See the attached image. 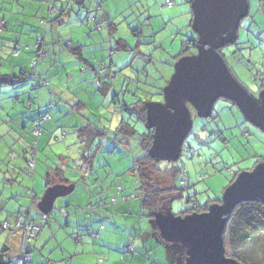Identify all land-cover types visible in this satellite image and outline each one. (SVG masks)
Segmentation results:
<instances>
[{
	"label": "rangeland",
	"instance_id": "1",
	"mask_svg": "<svg viewBox=\"0 0 264 264\" xmlns=\"http://www.w3.org/2000/svg\"><path fill=\"white\" fill-rule=\"evenodd\" d=\"M86 1L91 2L88 15L97 17L96 20L93 18L86 20L85 16L83 17L85 21L83 20L84 23L80 27L70 29L67 25L65 30L62 27L64 35L61 37L60 44L55 42L56 34L52 32L46 19L41 24L35 16L22 15L19 18L22 22L30 24L35 21V25L39 27L37 32L31 29V40L27 37V26L24 30L20 29L23 28L22 25L17 28L20 32H24L22 36H19L28 39L31 44L36 42L34 38L40 34L53 39L54 42L44 43L42 46L41 52L46 53L45 56H42L40 52L36 53L35 49H32L35 55L29 56V52L26 51L28 47L25 48V45L21 43L20 48L23 52L16 60L11 58L9 50H4L3 46L0 48V73L18 72L16 61L28 56L29 59L21 68L32 72L36 69L38 61V69H41L44 62L46 70L53 72H50L45 80L47 82L55 80L50 82L48 89L55 85V89L60 90L59 83H66L68 73L79 76L84 73L83 68H86L85 64L80 67L75 57L62 50L70 32L74 37L73 40L79 39L85 44H91L86 47L89 48L87 56L92 58L91 62L96 67V71L103 72L107 69V65L109 66V61L112 62L113 68H108L110 72L108 74L112 75L117 93L116 95L112 92L108 93L103 104L99 101L98 94L94 96L90 93L92 86L88 85L87 95L84 93L85 90L72 86L73 89L70 91L77 92L88 102L91 114L86 109L77 113L71 110L69 105L67 108L70 114L67 115L49 110L50 114L48 112L47 114L51 119L41 122V131L38 136L33 134V125L28 123L27 132L18 131L26 140L16 141L14 127L18 123L17 121L7 123L14 120L16 116L26 120L28 113L33 112L31 109L37 112L35 91L41 89V92L47 89L41 84V80L46 76L44 74L40 76L44 78L38 79L39 87L34 90H30V84L33 82L14 85L13 87L21 92L18 100L8 97L6 91H9L10 87H0L3 92L0 93V226L5 221L12 224L15 212L27 211L30 206L27 190L32 189L37 196H41L46 189L44 179L46 169L62 163L60 154L70 156L68 147L64 143L65 136H62L63 131L68 134V138L74 139V135L71 134L72 124L75 125L73 120L81 125L89 121L105 130L102 142L100 138L95 137L90 146H81V153L85 149L84 157L81 159L71 157L68 164L62 165L67 177L75 182V188L70 193L55 199L53 209L47 214L46 224L42 226L43 232L39 240L31 242V254L40 256L39 248L50 230L53 237L42 252L57 258V264H184L181 259L184 246L179 242H166L160 238L152 219L144 212L139 215L140 199L131 197L128 201H123V198L116 194L119 186L123 189L122 192L124 188L127 190L126 194L134 193L133 182L136 177L128 169L132 166L134 158L142 155L144 151L136 136L125 139L122 145L115 142L114 129L121 118L134 125L138 132L145 128V124L135 122L134 117L129 116L126 111L118 110L119 104L132 103L139 99L145 100V98L149 101L163 102L162 94L156 92L158 88L163 89L173 73V65L176 61L174 55L180 51L181 45L189 38L196 37L188 25L189 15L186 11L190 9L189 4L186 0H173L172 6H164L165 0ZM46 4L43 18L49 14L53 15L49 12L48 2ZM248 4L249 13L241 20L237 31V44L222 48L221 54L235 79L252 94L258 90L264 78V8L260 6L259 0H249ZM164 9H168L167 12L172 14H166L163 17L162 10ZM81 16L84 15L81 14ZM99 18H102L104 22L97 26L95 22ZM111 22L115 25V29L110 38L109 29L105 24ZM87 31L91 36H85ZM35 35L38 36L34 37ZM118 38L125 40L130 47L119 53L111 52L110 47ZM0 44H2V39H0ZM58 50L61 53L58 57L63 65H59V61L54 60V54H56L54 51L58 52ZM148 55L152 58L151 63H146ZM104 56H106L105 59H103ZM131 61L133 63L131 68L136 72L127 68L113 74L115 70L128 65ZM141 70L144 74L139 76L141 82L138 84L133 80L138 77V72ZM89 72L94 71L89 70ZM126 77L133 78V80L130 78L126 80ZM144 79L147 80L144 81L147 82L145 84ZM145 91L149 92V95ZM152 92L156 94H151ZM28 97L31 98V108L27 107ZM48 97V94L44 95L42 101H47ZM110 100H114V104H110ZM108 106L111 107L108 108ZM41 112L45 111L42 109ZM190 118L191 128L183 141L179 159L175 162L158 161L159 167L174 165L185 170L186 184L183 185L179 179L176 181L177 185L183 188V196L171 202L166 210L168 214L176 215L192 207L194 201L197 205H203L209 200H220L224 189L231 183L230 180L236 173L249 171L253 169L256 159H264V133L246 121L239 109L228 100L217 99L213 104L211 117L200 118L194 110H191ZM54 136L57 138L55 139ZM116 138L120 139L121 134ZM35 141L37 142L35 168L31 171L23 159L22 152L24 147L32 145ZM73 141L75 144L70 146V154H73L80 144L77 139ZM98 143H100V148L97 149ZM114 146V155L110 156L112 153L108 154V152L113 151ZM25 156L29 158L28 154ZM30 173L33 174L32 179ZM80 175L81 180L79 181ZM9 178L11 181L8 180ZM172 181L171 172L165 174L164 177L158 176L154 180L162 187L171 185ZM108 194L110 197H106L105 200H110L111 204L107 207H110L112 215H101L100 218L99 215L91 214L87 206L90 203L94 206L99 198ZM112 194L114 195L111 196ZM188 196H191V201H187ZM112 198H115L116 203L111 202ZM123 203L125 205L120 206ZM126 203L131 205L129 207L134 213L129 214L130 210ZM207 203L212 205L218 202L209 201ZM65 210L69 212L75 210L81 213V216H78L81 218V229L76 231V233L81 232V242L72 238L75 228L69 231V227H66ZM29 212L31 217L36 213L34 210ZM73 216V214L69 215L68 218ZM82 217L87 220L86 223ZM92 221H96V225L93 226ZM86 225L90 231L94 230L93 235H90V231L89 234L86 233ZM133 234L141 235L145 240L144 244H140L141 239L140 241L139 239L129 241ZM7 237L8 230H0V247L7 242ZM14 242V246L17 247L15 237ZM130 242L135 247L133 251L127 248ZM34 245L39 248L34 249ZM10 264H16V262L12 261Z\"/></svg>",
	"mask_w": 264,
	"mask_h": 264
},
{
	"label": "water",
	"instance_id": "2",
	"mask_svg": "<svg viewBox=\"0 0 264 264\" xmlns=\"http://www.w3.org/2000/svg\"><path fill=\"white\" fill-rule=\"evenodd\" d=\"M189 5L190 28L196 34L195 53L176 59L173 73L161 92L163 102L148 101L144 107L145 126L152 129L147 154L156 161L175 162L181 155L191 128L185 101L198 117L208 118L217 99H228L264 133V88L258 98L251 95L235 79L218 51L237 41L239 23L248 15V0H190ZM72 190V184L48 186L36 204L37 209L48 214L55 199ZM249 201L264 204V162L237 174L224 189L220 202L210 205L207 211L184 216L157 213L152 221L163 241L184 246V264H244L226 255L223 234L234 207Z\"/></svg>",
	"mask_w": 264,
	"mask_h": 264
},
{
	"label": "trees",
	"instance_id": "3",
	"mask_svg": "<svg viewBox=\"0 0 264 264\" xmlns=\"http://www.w3.org/2000/svg\"><path fill=\"white\" fill-rule=\"evenodd\" d=\"M170 1L172 2V4L170 6H172L174 4V2H173V0H170ZM189 1L190 0H186V2H188V4H189ZM74 2L76 4L82 6L84 0H74ZM165 5L169 6L166 4V0H165L164 6ZM260 6L264 8V0H262V4ZM189 7H190V5H189ZM248 13H249V11H248ZM188 14L190 16L188 25L190 26V20H191V10L190 9L188 10ZM90 18H93L94 20H96L97 17L90 16ZM49 21L50 22L61 21V15H56V16H54V18H52V20L50 19ZM3 22H4V26L0 27V33L4 30V28L6 26V23L4 20H3ZM103 22H104V20L102 18H99V20L96 21L95 24L98 26V25H101ZM105 25L108 27L109 32L111 34L114 31L113 30L114 25L110 24V23H106ZM238 28H239V26H238ZM195 42H196V37H194L192 39L189 38L188 42L183 43L181 45L180 51L174 55V60H176L177 58H179L182 55L195 53ZM234 44L236 45L237 41L231 45H234ZM42 46H43V43L41 42L40 48H39L40 50H42ZM19 48H20V45L18 46V44H16V47L13 50V52H11V55H13L14 51L16 49H19ZM66 48L74 56H76L79 60L85 61L84 57L82 56L80 47H66ZM189 48H191V49H189ZM121 50H128V47H126V45L121 40L116 41L110 47V51L114 52V53H117ZM218 51L221 54V49ZM221 55L223 56V54H221ZM223 58H224V56H223ZM150 61H151L150 57L148 56L147 62H150ZM109 63H110L109 66L107 65V69H105L103 72L95 71V73L99 74V75L104 74L105 77L106 78L108 77V79H109L107 83L111 84V82L113 83V79L108 74V73H110L108 68H110V67L113 68V66H112V62H109ZM116 72H119V70L117 69L113 73L115 74ZM34 76H37L35 74V72L24 71L21 69L16 74H14V73H9V74L0 73V85H15L18 83L32 81L34 79ZM37 77H39V76H37ZM105 77H103V79ZM104 82L105 81L102 80V78H100V77L98 78V82H97L98 89H100L101 87L105 89V85L102 86V84ZM140 82L141 81L135 80V83H140ZM143 83L145 84L146 82H144V80H143ZM260 85L264 86V84H262V83H260ZM107 86H110V85H107ZM161 92H162V89L158 88L156 93L162 94ZM145 93H146V91H145ZM156 93L152 92L151 94H156ZM146 94L149 95V92H147ZM225 100H228V99H225ZM148 101H149V99L145 98V100L139 99L136 102H133L130 104H126V103H124L123 105L120 104L118 106V110L126 111L129 116L134 117L135 122H141V123L145 124V108L144 107H145V103ZM228 101L232 105L235 106V104L232 101H230V100H228ZM30 103H32V102L29 101L28 106H30ZM185 103H186V105H189L192 108V106L187 101H185ZM193 110H195V109L193 108ZM43 114H47V113H43ZM43 114H40L38 117L42 116ZM211 116H212V112H211V115L209 117H211ZM245 120H246V118H245ZM40 131H41V129H40ZM75 132L77 133V136L81 137V138L87 137V138L93 139V138L97 137V138L101 139L105 135V130L103 128H99L98 126H96L93 123H88V124H86V126L77 127ZM39 134H40V132H39ZM120 134L123 136L121 138H124L126 140L130 137L136 136L138 138L140 147L144 151V153L142 155L134 158L133 164L128 169V171L135 174V177H136L135 181L133 182V186L135 187V191L133 193L134 194L133 198L140 199V205H141L142 213L144 212L147 217H149L153 220L155 214L167 212L166 210L170 206L171 202L174 199L180 198L183 196V193H182L183 188L179 187L177 185L176 181H177V179L181 180L180 179L181 176L185 177V173L181 172V170H182L181 167L174 166V165H172V167H167V166L159 167L158 161H156L154 158H152L150 155L147 154V149L149 148L150 143H151V139H152V129L147 128L145 126L144 130H142L141 132H138L134 125H132L131 123L126 121L124 118H121L120 122L118 123V125L114 129V139L116 138L117 135H120ZM38 135H35V136H38ZM30 147H32V145H30L29 148L24 149L22 154H23V159L27 163L28 169L32 171L35 168V156H34V167L33 168L29 167L28 163H29V160L31 158V156H30L31 151L30 150L32 149ZM98 148H100L99 143L97 144V149ZM36 151H37V142L35 145V155H36ZM181 151H182V148H181ZM25 154H28L29 158H26ZM262 161H264V159H256L253 167L257 163L262 162ZM250 170H252V169H250ZM168 172H171L172 178H173L171 185H167V187H162V186L158 185V182H154L155 178H157L158 176L164 177V175L167 174ZM238 173L235 174L233 179L236 177V175ZM30 176L32 179L33 174L30 173ZM44 179L46 182L45 187H48L54 183L68 182L64 178L63 170L59 166H55V167L51 168L50 170L48 169L44 174ZM233 179H231L230 182H232ZM179 182H178V184L180 185ZM185 184L186 183H184L183 185H185ZM27 192H28V195L30 197L29 209L27 211L19 210V211L15 212L14 220H13L12 224H9L8 222H5V223H7L9 226H12L18 217H24L25 219H30L32 222L37 224L40 227V231H41L42 226H44V224H46L45 222L48 218V215L41 213L37 209L36 204H37L38 200L40 199V196H37L33 192L32 189H28ZM121 192H122V188L120 186L117 187L116 194H118L121 198H125L126 196L121 195ZM126 200H128V199H126ZM187 201H191V196H188ZM209 201H214V202H218V203L220 202L219 199H214V200H209ZM209 201H207V202H209ZM111 202L116 203L115 198H112ZM207 202L203 205H197L194 201L192 204V207L185 209L184 211H180L176 215L184 216L186 214H190L193 212H197V213L205 212L209 209V207L211 205V204L209 205ZM108 204H111L110 200L107 201V200H105V198H102L99 201L95 202L94 206H93V203L92 204L90 203L87 206V209L91 213L92 210L95 209L97 205L104 208V207H107ZM32 210H34L35 212L38 213V215L36 217L38 219H33L30 217L29 211H32ZM43 215L46 217H43ZM40 231H39V233H40ZM89 231L90 230L86 228L87 234H89L88 233ZM93 231L92 230L90 231V235L94 234ZM39 233H38V235H39ZM8 236L9 237L11 236L10 232H8ZM80 236L81 235L78 234L75 238L79 239ZM223 237H224V242H225L226 255L234 257V258L238 259L239 261L243 262L244 264H264V204H262L260 201H249V202L238 203L234 207V209L232 210V212L230 213V215L228 217V222L226 224ZM36 238H34L33 241L36 240ZM11 239L14 240L13 238H11ZM134 239H139V241L141 239L140 244H144V240L142 239L141 235L133 234L132 237H130L129 241H133ZM11 248L12 247L8 246L7 244H4L3 246L0 247V264H8L12 261H15V260H12L13 259V256H12L13 253L11 251ZM16 248H17L16 246H13V250H16ZM134 249H135V247H134ZM9 256L11 257V260L8 259ZM30 264H32V261Z\"/></svg>",
	"mask_w": 264,
	"mask_h": 264
},
{
	"label": "crops",
	"instance_id": "4",
	"mask_svg": "<svg viewBox=\"0 0 264 264\" xmlns=\"http://www.w3.org/2000/svg\"><path fill=\"white\" fill-rule=\"evenodd\" d=\"M45 1L49 2L51 0H45ZM45 1L44 0H0V27L4 26L3 20L6 23V26H5L4 30L0 33V39H2V44H0V48L3 46L4 50H9L10 54H11V52H13V50L15 49L16 44H18V46H19L22 43L23 45H25V48L28 47V49L31 50V51L28 50V49L26 50V51L29 52V54H28L29 56H34L35 55L36 49L33 47L34 44H31L29 42V40H31V37H32L31 36L32 34H30L31 33L30 31H31V29H34L37 32L39 30V27L35 25L36 24L35 21L32 24L22 22L21 19H19L22 15H25L27 17L35 16V18L39 19V22L41 24H43L44 21H45L44 19H46L47 23H49L48 25L50 26V29L52 30V32H54L56 34V36H55V40L56 41L55 42L57 44L61 43V41H60L61 37H63L62 35H64V33H62V30H61L62 27H64V30H65V27L67 25L70 26V29L71 28L80 27V25H82L84 23V21H85L83 19V17L86 16V20L88 18H90L88 13H89V10H90L91 2L90 1L87 2L86 0H84L82 6L76 4L74 2V0H68L67 2H64L63 0H56V2H55V8H56L55 13H53V15L49 14L48 16H46V18H43L44 15H45V11L44 10L46 9V5H47ZM57 3H58V5H56ZM167 10L168 9L162 10L163 17H165L166 14L167 15L168 14L169 15L172 14L170 12H167ZM186 13H188V11H186ZM81 14L84 15V16H81ZM56 15H61V21L50 22L49 20L50 19L52 20V18H54V16H56ZM72 16H73V18H72ZM109 17H111L110 14H109ZM188 17L190 19V16H188ZM70 20H73V21L71 22ZM110 24H113V23L111 22ZM19 25H22L23 28H20ZM24 27H26V33H27V37L29 38V40L28 39L27 40L23 39L21 36L24 34V32L23 31L20 32L19 30H17V28H20V29L24 30ZM114 29H115V25H114ZM88 32L89 31L85 32V36L89 37V36H91V34H89ZM108 33H109V31H108ZM3 34H4V36H3ZM19 35H21V36H19ZM37 36L38 35H35L34 37H37ZM39 36H42V43L43 44L44 43H48V42H54L52 38H46V36H44L42 34H40ZM108 36L110 37L111 34H109ZM112 36H113V34H112ZM37 38H34V39L37 40ZM66 39H67L66 43L63 44L64 48L62 50L66 51L68 54H70L73 57H75L76 60L79 62L78 64L80 65V67L82 66V64H85L86 68H83V72L84 73H82L79 76H77V75L73 76L72 74H69L66 71L68 73V75H66L67 76L66 77V83H61V82L59 83V89L60 90H56L55 89V85L52 86V88L48 89V87L50 85V82L51 81H53V82L55 81L54 79H52V80H50V82H48L47 85H45L46 86L45 88H47V89H45V91H41L40 92L41 89L35 91L36 92L35 93L36 94V99H37L35 101L37 103V107H36L37 112L35 113L34 110L31 109V111H33V112H29L28 113L26 120H24L23 117L16 116L14 120H10L7 123V124H11V122L17 121L18 124L15 125V127H14L15 128L14 130L16 132L15 133L16 134V141H20L22 139L26 140V138L23 137L22 134L19 133V132H27L28 127H29L28 123L30 125H33V121L40 114H43V112H41L42 109L45 111L44 113H47V112L49 113V110H54V111H57V112H61V115H63L64 113H65V115H67V114H70L69 113L70 110H69V108H67V105H69L70 109L71 110H75L77 113L80 112V111H84V109H86V110H88L89 114H91V111L88 109L89 108L88 102L84 98H81V96L77 92H71L70 91V89H73L72 86L77 87V89H80V90H85V92H84L85 95H87L86 91H88L87 90L88 89V85L92 86L91 90H90L91 92L90 91L89 92L92 95L94 94V96H96L98 94V96H100V100L99 101H102V103H103V101H105L106 97H108V93L112 92L113 95L117 94L116 91H115L116 90L115 89V83H112V82H111V84L107 83L108 80H109L108 77L106 78L104 74H100L99 75V74L95 73L96 67L91 62L92 58L87 56V52H88L89 48H86V47L87 46H91V44H85L84 42H82L79 39L78 40H73L74 37L70 34V32H69V34H68ZM118 40H121L126 45V47H128V48L130 47L125 42V40H123L121 38L115 39V42L118 41ZM31 45H33V46L31 47ZM66 47H80L82 56L84 57L85 61L84 60H79ZM32 49H35V51L33 52ZM19 50L20 51H19L18 55H16V56L11 55V58H15L16 60L18 58H20V56H21V54L23 52L22 51L23 49L21 50V48H20ZM59 51L60 50H58V52L54 51V53H56V54H54V60L60 62V60H59L60 58L58 57V54L61 55V53ZM91 51L93 52V50H91ZM119 52H117V53H119ZM36 53H38V52L36 51ZM148 56L150 57V60L152 61L151 56L150 55H148ZM105 58H106V56L103 57V59H105ZM109 58H110V54L108 55V59ZM28 59H29L28 56H24L22 60L16 61L17 66H18V70H20V69L24 70L21 67H22V65H24V63H26V61ZM151 61H150V63H151ZM59 62H58L59 65H63L61 62L60 63ZM100 62L105 63L103 60H100ZM146 63H148V62L146 61ZM38 64H39V61H38V63H36V69L34 70L35 74L37 76H39V78H44V77H40L41 75L44 74L46 76L44 79H46L47 76L52 71L51 70H49V71L46 70L44 62L41 65V69H38ZM132 64L133 63L131 61L128 65L118 68L119 72H121L123 69H127V68H130V71H132V72H136L135 70H133V68H131ZM86 69H88V70H86ZM89 70H93L94 72L90 73ZM24 71H27V70H24ZM18 72H14V74H16ZM141 74H144V72L142 70L138 72V77L135 78L134 80H133V78H130V77H126V80L130 78L134 82H135V80L140 81L139 76ZM99 77L102 78V80L105 81L102 84V86L105 85V89L102 88V87H101L102 89L101 88L98 89L97 82H98V78ZM103 77H105V78L103 79ZM163 78H164V76H163ZM32 81H27V82H32ZM144 81H147V80L144 79ZM23 83H25V82H23ZM18 84H20V83H18ZM15 85H17V84H15ZM107 85H110V86H107ZM4 86H8V87L11 88V89H9V91L8 90L6 91L8 97H14L15 100L19 99V95L21 94V92L19 90H17L15 87H13L14 85H0L1 88L4 87ZM1 88H0V93H3V92H1ZM46 94H48V96H49L48 100L43 102L42 99L44 98V95H46ZM88 97L89 96H87V98ZM28 100L30 101L31 98L28 97ZM109 102H110V104L111 103L114 104V100L113 101L110 100ZM117 102H118V100H117ZM130 103L131 102H129L127 104H130ZM31 104L32 103H30V106H31ZM30 106H27V107L31 108L32 106L31 107ZM12 107L14 108V106H12ZM12 107H10V108H12ZM109 107H111V106H108V108ZM15 111L17 113H21V111H19V110H15ZM8 116H9V113H8ZM50 119L51 118H49V120ZM73 123L75 125L72 124V128L73 129L71 131V134L74 135V139L68 138V134H66V132L64 133V131H63V135L62 136H65L64 143H66V145L68 147V154L70 156H65L64 154H60L59 155L61 157L62 163L58 164V165H55V166H59V167H61V169L63 167L62 166L63 164H68L70 162L71 157H74V159H81V157H84V153L83 152H84L85 149H83V151L81 153V146H84V147L90 146V143H92L93 139H94V138L91 139V138H87V137H84V138L78 137L77 133L75 132L77 127L86 126V124L85 125L76 124L75 120H73ZM88 123H91V122L88 121L87 124ZM58 128H59V126H58ZM54 137H55V139L57 138L56 136H54ZM121 137H123V136L121 135ZM75 139H77L80 144L78 146V149L76 148L75 149L76 151L73 152V154H70L69 153V151L71 150L70 146L75 144V142L73 141ZM101 139H100V142H102ZM112 140H113V138L110 140V142H112ZM124 140H125L124 138H120V139L115 138L114 139V141L118 142V144H120V145L124 144ZM115 146H117V145H115ZM115 146L113 148V151L108 152V154L112 153L110 156L114 155L113 153L115 151ZM99 147H100V143H99ZM26 148H29V146L28 147H24L23 150L26 149ZM51 168H53V167H48L46 169V171L48 169L50 170ZM62 170H63L64 178L68 182L54 183V184H65V185L72 184L73 188H75V186H74L75 182H73L72 180H70L67 177V175L65 174L64 169H62ZM80 172H81V170H80ZM78 178H79V181H80L81 180V175ZM8 180H11V178H9ZM122 191H123V189H122ZM126 191L127 190L124 188V192H121V195H125ZM113 195L114 194H112L111 196H113ZM133 195L134 194H132L131 192H128V194L125 195L126 197L123 198V201H128L131 197L132 198L134 197ZM106 197H110V195L109 194L105 195L102 198L106 199ZM102 198H99V199H102ZM99 199H98V201H99ZM126 199H128V200H126ZM124 205H125V203L121 204L120 206H124ZM129 205H130L129 203H126V206L130 210L129 214H132V213H134V211L129 207ZM110 210H111L110 207H104L103 208V207L97 205L96 208L92 210L91 214H93L95 216L99 215L100 218H101V215H112ZM65 211H66V218L65 219H66V223H67L66 227H69V231H72V228H75L74 232L72 233V238L76 239L75 237L78 234L81 235V232H77L76 233V231H78L79 228L81 229V218L78 217V216H81V213H78L75 210H72L71 212H69L68 210H65ZM113 211H116V209H113ZM138 211H140L139 215H141V213H142L141 205H140ZM72 214L74 216L71 217V218H68L69 215H72ZM37 215H38V213L36 212L33 217H31V216L30 217L33 218V219H38V218H36ZM113 215H114V213H113ZM115 215H117V214L115 213ZM82 220L84 221V223H86V221H87L84 217H82ZM92 223H93V226H94V225H96L97 222L96 221H92L91 224ZM86 227H87V225H86ZM87 229H88V227H87ZM42 232H43V230L41 229V231H40V233L38 235V238L36 240H39L40 235L42 234ZM50 233H51V231L49 230V234H47V237H45V239L43 240V243H41V248H39V247L36 248V245H34V247H33L34 249H38L39 248L40 256L37 257V255L32 254V264H57V260H58L57 258H54L49 253H45L44 254V252H42V249L44 250L45 247H47L50 244V240L53 237V234H50ZM69 235H71V234H69ZM76 240H80V242H81V237H79V239H76ZM144 242H145V240H144ZM4 244H7L8 246L12 247L11 248L12 253L15 255V251L16 250H13V246L15 244L14 240H11V238L8 236L7 237V242L4 243ZM69 255H70V253H69ZM65 258H69V256H65ZM10 263H8V264H10Z\"/></svg>",
	"mask_w": 264,
	"mask_h": 264
},
{
	"label": "built area",
	"instance_id": "5",
	"mask_svg": "<svg viewBox=\"0 0 264 264\" xmlns=\"http://www.w3.org/2000/svg\"><path fill=\"white\" fill-rule=\"evenodd\" d=\"M55 2L56 0H51L48 2V9L50 13H55L56 8H55ZM167 5H171L172 2L170 0H166ZM91 19V18H89ZM42 42V36H39L34 44V48L36 51L41 53L42 56H45L46 53L41 52L40 50V44ZM188 42V41H187ZM19 53V49H16L13 53V55H17ZM35 64V62H34ZM105 70V69H104ZM103 70V71H104ZM34 72V71H32ZM114 74V73H113ZM112 78V75H110ZM38 79H41L37 76H34L33 83L30 84V90H34L39 87L38 85ZM47 81L45 79L41 80L42 85H47ZM49 119L48 114H43L42 116L38 117L34 122H33V134L38 135L40 132V124L41 122L46 121ZM35 145L36 141L32 144V148L30 151V160H29V167H34V156H35ZM182 173H185V170H181ZM181 182L184 184L186 183L185 177H182ZM43 217H46L43 215ZM0 230H8L10 232V237L14 239L17 238V249L15 251V255L13 254V259L15 260L17 264H30L31 263V242L33 241L34 238L37 237L40 227L32 222L30 219H25L24 217H18L15 223L12 226H9L7 223H3L0 226ZM127 248L129 251L134 250L133 244L130 242L127 244ZM8 259L11 260V257L9 256Z\"/></svg>",
	"mask_w": 264,
	"mask_h": 264
},
{
	"label": "flooded vegetation",
	"instance_id": "6",
	"mask_svg": "<svg viewBox=\"0 0 264 264\" xmlns=\"http://www.w3.org/2000/svg\"><path fill=\"white\" fill-rule=\"evenodd\" d=\"M259 3H260V5H261V4H262V0H259ZM186 42H187V41H186ZM186 42H185V43H186ZM189 49H191V48H189ZM263 80H264V78H263L262 81H261L262 84H264V81H263ZM262 88H264V86H261V85H260L259 88H258V90H256L255 93H252V94H251L250 92H249V93H250L251 95H253L254 97L258 98V93H259V91H260ZM187 107H188V109H189V112H190L191 110L193 111V107L191 108L189 105H187ZM194 111H195V110H194ZM195 114H196V111H195ZM256 128H257V127H256ZM257 129H258V128H257ZM260 131H261V130H260ZM262 162H264V161H262Z\"/></svg>",
	"mask_w": 264,
	"mask_h": 264
},
{
	"label": "bare ground",
	"instance_id": "7",
	"mask_svg": "<svg viewBox=\"0 0 264 264\" xmlns=\"http://www.w3.org/2000/svg\"><path fill=\"white\" fill-rule=\"evenodd\" d=\"M5 223V222H4Z\"/></svg>",
	"mask_w": 264,
	"mask_h": 264
},
{
	"label": "snow or ice",
	"instance_id": "8",
	"mask_svg": "<svg viewBox=\"0 0 264 264\" xmlns=\"http://www.w3.org/2000/svg\"><path fill=\"white\" fill-rule=\"evenodd\" d=\"M207 42V41H206Z\"/></svg>",
	"mask_w": 264,
	"mask_h": 264
}]
</instances>
